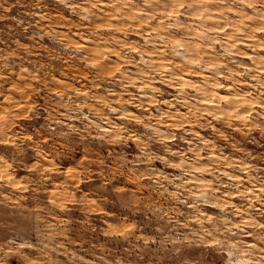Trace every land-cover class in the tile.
I'll return each mask as SVG.
<instances>
[{"label":"rangeland","instance_id":"obj_1","mask_svg":"<svg viewBox=\"0 0 264 264\" xmlns=\"http://www.w3.org/2000/svg\"><path fill=\"white\" fill-rule=\"evenodd\" d=\"M0 264H264V0H0Z\"/></svg>","mask_w":264,"mask_h":264}]
</instances>
